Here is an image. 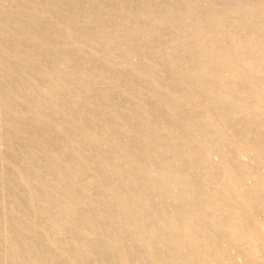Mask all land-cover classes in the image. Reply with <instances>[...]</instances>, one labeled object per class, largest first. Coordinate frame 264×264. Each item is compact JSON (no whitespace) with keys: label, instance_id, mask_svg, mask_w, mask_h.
I'll return each mask as SVG.
<instances>
[{"label":"rangeland","instance_id":"374dc122","mask_svg":"<svg viewBox=\"0 0 264 264\" xmlns=\"http://www.w3.org/2000/svg\"><path fill=\"white\" fill-rule=\"evenodd\" d=\"M0 264H264V0H0Z\"/></svg>","mask_w":264,"mask_h":264}]
</instances>
